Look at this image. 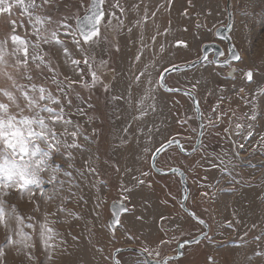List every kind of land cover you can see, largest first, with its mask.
I'll use <instances>...</instances> for the list:
<instances>
[{"label":"rangeland","instance_id":"1","mask_svg":"<svg viewBox=\"0 0 264 264\" xmlns=\"http://www.w3.org/2000/svg\"><path fill=\"white\" fill-rule=\"evenodd\" d=\"M82 3L87 6L89 0H60L52 14L60 16L76 11L83 14ZM113 3L114 0H105L104 10H115L120 15L119 9H112ZM120 3L125 9L124 28L119 33H108L111 45H101L103 51L97 55V60L108 61L106 69L98 71L103 84L90 90L75 85L79 97L73 96L69 112H75L76 106L84 110L85 115L76 114L71 118L89 137V141L80 138L85 150L75 153L77 171H73L72 178L60 176L64 181L63 191L59 186L43 184L39 190L32 188L35 195L21 196L13 192L7 198L25 218V223L43 222L48 215L49 227L54 229L53 239L49 241L51 247L46 251L29 228L23 230L32 235L34 249L8 245L5 230L0 228V264H112L113 252L129 245L147 249L144 252L151 259L170 254L176 240L197 233L193 230L178 234L179 227H190L192 222L175 204L173 195H178V188L171 184L175 177H156L148 168L155 149L178 131L169 118L194 115L186 97L163 93L157 81L164 69L198 60L202 45L222 44L215 31L227 27V4L231 12L230 46L237 51L239 61L229 67H218L208 57L194 69L170 74L165 79L171 87L183 86L192 91L203 115L211 118L209 125L213 128L207 130L202 144L204 152L211 153L185 158L166 151L156 164L163 168L174 165L185 171L190 191L187 205L209 226L204 241L185 246V257L178 264H213V261L215 264H264V141L260 139L264 135V94L256 95L264 89V0H120ZM136 4L138 9L133 7ZM146 8L148 23L144 28L133 26L132 22L143 16ZM152 12L156 13L154 20ZM10 20L23 23V27L16 28L17 34L24 36L31 32L21 9L13 7L11 13L0 14V39L12 33ZM165 30L167 35L163 34ZM153 35H156L154 42ZM176 41H184L187 47L174 46ZM117 46L119 51L115 50ZM52 53L61 79L64 76L80 79L65 63L58 46L52 48ZM73 54L78 58V54ZM248 70L253 72L251 81L244 76ZM141 71L145 75L137 82L135 77ZM104 85L108 87L107 92ZM0 87H7V82L0 80ZM153 88L155 99L145 100L143 108H138L137 102ZM153 103L155 111L148 107ZM253 109L256 118L249 120L247 116ZM145 110L146 114L138 119ZM237 123L244 128L236 129ZM193 136L190 134L184 141H192ZM145 148L150 151L145 153ZM220 159L224 160L223 164ZM56 162L63 163L60 159ZM86 162L98 175L87 173ZM78 172L85 174L80 176ZM142 172L147 175L141 176ZM133 177L165 181L166 187H159L157 194V200L168 206L162 219L165 223L158 226L161 216H154L155 227L164 229L126 231L132 221L135 197H131L130 191H124V187L143 189L140 184L123 183L136 181ZM123 195L128 196L129 212L121 215L119 225L111 231L107 224L111 216L108 205L123 201ZM61 207L64 211H58ZM29 216L33 220L29 221ZM29 253L33 259L28 258ZM117 260L121 264H137L145 259L126 252L117 255Z\"/></svg>","mask_w":264,"mask_h":264},{"label":"snow or ice","instance_id":"2","mask_svg":"<svg viewBox=\"0 0 264 264\" xmlns=\"http://www.w3.org/2000/svg\"><path fill=\"white\" fill-rule=\"evenodd\" d=\"M59 3L60 0H0V14L11 13L13 7H17L21 9L31 28L30 33L26 32L24 36H21L17 34L16 28L23 27V23L18 24L17 21L10 20L12 33L9 37L0 39V80L7 82V87H0V228L5 230V240L8 245H22L34 249L35 242L32 235L23 230L24 228L32 229V232L44 244L46 251L51 247L49 241L53 239L54 233V229L49 227L48 215H45L43 222L25 223V218L18 213L14 205L8 203L7 198L13 192L21 196L24 193L35 195L32 188L39 190L43 184L59 186L63 191L64 181L60 179V176L72 178L73 171H77L75 153L85 150L79 142L80 138L83 137L85 141H89V137L83 134L81 125L71 118L76 114L85 115L84 110L76 106L75 112L71 114L69 112L73 107V96L79 97L75 85L90 90L97 84H103L98 71L106 69L108 61L97 60L98 51H103L101 45H111L108 33H119L123 30L122 16L125 12L120 0H114L111 6L112 9H119L120 15H117L115 10L106 12L103 8L105 0H89L87 6L81 4L84 8L83 14L76 11L54 16L52 12ZM133 7L138 9L139 4ZM208 14L211 15L210 12ZM155 15L156 13L152 12L151 19L154 20ZM149 19L146 8L143 16L132 23L133 26L144 28ZM128 31L131 32L132 28L129 27ZM167 31L165 30L163 34L167 35ZM155 39L156 35H153L151 40L154 42ZM141 41L143 43V36ZM46 45L49 46L47 50H45ZM180 45L187 47L184 41H176L174 46ZM57 46L65 63L72 67L73 73L80 77L79 80L72 79L71 76H64L61 79L58 64L53 63L55 57L52 48ZM115 50L119 51V47L117 46ZM74 52L78 54V58L73 54ZM139 59L140 57L137 56L136 60L139 61ZM235 59L239 60L240 57L236 56ZM173 69L179 70L176 65H173ZM144 75L145 72L141 71L135 80L139 82L140 77ZM86 76H90L91 79H86ZM244 76L251 81L253 72L248 70ZM149 83L151 84V81ZM157 83L161 87H167L160 80ZM104 90L108 91L106 85ZM154 91L153 88L144 94L137 102L138 108H143L145 100L155 99L152 95ZM187 94L191 95V91ZM260 94H264V89L256 93V95ZM113 98L122 99V97ZM148 107L155 111L154 103L149 104ZM196 111L199 113L198 105ZM145 114L146 110L142 111L137 118ZM199 115L203 117V113ZM247 118L255 120L254 109ZM184 123H187V120L181 122V124ZM200 127L204 128L203 122ZM235 127L243 129L244 125L237 123ZM260 139L264 141V135ZM174 142H176L175 138H172L166 144L170 146ZM164 147H166L165 144L157 147L153 157ZM144 151L147 153L150 150L145 148ZM57 159L62 160L63 163L58 164ZM220 163L223 164L224 160L220 159ZM216 166L213 165V167ZM86 171L90 175H98L95 168L88 166L87 162ZM117 171H119L118 168ZM84 174V172H78L80 176ZM146 175L147 173H141V176ZM133 179L137 178L133 177ZM137 182L143 184L144 180L137 179ZM124 191H131V189L124 187ZM58 211H64V209L61 207ZM27 219L31 221L33 217L29 216ZM199 222L204 223L202 220ZM114 223L119 225L120 221L117 219ZM29 241L31 243H28ZM28 258L33 259L30 253ZM112 264H121V262L113 260ZM137 264H149V262L143 260ZM164 264H167V261H164ZM213 264H215L214 261Z\"/></svg>","mask_w":264,"mask_h":264},{"label":"flooded vegetation","instance_id":"3","mask_svg":"<svg viewBox=\"0 0 264 264\" xmlns=\"http://www.w3.org/2000/svg\"><path fill=\"white\" fill-rule=\"evenodd\" d=\"M220 41L222 44H220L218 46L217 53L219 54L218 61L221 64H219L217 66L218 67H229L231 64H236L239 60L231 61V58L235 57L234 52L229 53V46L226 43V41L225 40H220ZM208 57H210L212 59V55L208 54L206 57V60H204L201 64L205 63L207 61ZM201 64H199V65H201ZM171 74H173V73H171ZM169 75L170 74H168L166 76V78ZM165 84L167 85V87H166L167 89H174V90H172V91L166 90L158 84V87L160 88V90L167 95H178V96L182 95V96L186 97L188 99V101L191 103L194 115L176 116V117H170L169 118L170 120H173V123H175V128H177V130H178L176 132V135L171 137V139L175 138L176 142L173 145L165 147L161 151V153L159 154L158 158H160V156L163 153H165L166 151H169L170 155H178V156H182L185 158H189V157H191L193 155H197L199 153L210 154L211 152L210 153L204 152V148L202 147V144H204L203 142H204V138L207 134V130L209 128H213V127H211L209 125V118L206 115H203V117H201L199 115V113H202V111H201V108L197 102L196 95L192 91H191V95H188L187 93L190 90L188 88L183 87V86L182 87H180V86L171 87L167 83H165ZM194 102L196 103V106L194 105ZM197 105L199 107V113L196 111ZM189 117H191V119H189ZM222 119H223V117L220 118L221 122L223 121ZM184 120H187V123L181 124V122ZM217 120H219V118ZM201 122H203L204 128L200 127ZM211 122H212V120H211ZM219 128H220V126H219ZM201 133H203V134L201 135ZM190 134H194V136L192 137L193 138L192 141L187 143L184 141V139L187 138ZM197 142H198V146H197ZM151 157H153V153H152ZM157 159H156V161H157ZM247 165H249V164H247ZM157 167L160 169H163V170H172V169L177 168V169L183 171V173H185V171L181 167L174 166V165L169 167V168H163V167H160L159 165H157ZM148 168L150 170L151 175H155L156 177H169V176L175 177V179L172 180V183H171L173 188H178V195L175 197L173 195V198L175 200V204L177 205L178 210L179 211L181 210L180 213L183 215H187L188 218L190 219V221L192 222L190 227L189 226L179 227L177 229L179 231L178 234H184V233H187V231L190 232L193 230L197 231V233L193 236H198V235L203 234L206 231V228L204 226V223H206V222L201 217H199L197 215H195V218H191V216L187 212L188 210L191 211L189 206L187 205L190 202V191H189L188 186H187V188H184V190L182 189V182H183V180L181 179L182 172H179L178 175L177 174H171V175L163 176V175L156 174L155 170H152L151 163H149ZM186 180H188L187 177H186ZM123 183L129 184V186H139L138 185L139 183L137 182V180L136 181H134V180L123 181ZM164 183H165V181H161L158 179H148V180H144L143 184H140V187L142 186L141 188H143L142 190H131L130 191L131 197H135V201H134L135 204H134V206L132 205V207L134 208L133 217L131 218L132 219L131 224L129 225V227L126 231L138 230V231L146 232L147 230L150 229L149 228L151 225L150 223H152L153 225L155 223V226H156L155 220L157 218L154 217L155 215L161 216V217H158L159 218L157 221L158 226H160L162 223H165L164 221H162V218H163V215L167 214V212H165V210L168 206H166L165 203L159 202L157 200V197H158L157 194L159 193L158 188L159 187L160 188L166 187L165 185H163ZM173 192H176V190H174ZM127 199H128V196L123 195V215L129 212L130 205L126 201ZM169 204H170L171 208H173V206H174L173 202L171 201ZM155 210H157V211H155ZM130 215H131V213H130ZM201 220L204 221L203 224H201L199 222ZM156 228L157 227H155V229ZM161 228L164 229L165 227H161ZM161 228H157V229H161ZM190 238H184V239L176 240L175 243L173 244V251L170 254H165V255H162L159 257H152L151 259L163 260V258L165 256H169V257H172V261H167V264H178L180 261H182L184 259L186 249H187L182 244V242H184L185 240H188ZM201 242H202V240L199 243H201ZM132 247L140 249L139 246H137V247L132 246ZM137 255H139V254H137ZM174 257H177V258H174Z\"/></svg>","mask_w":264,"mask_h":264},{"label":"water","instance_id":"4","mask_svg":"<svg viewBox=\"0 0 264 264\" xmlns=\"http://www.w3.org/2000/svg\"><path fill=\"white\" fill-rule=\"evenodd\" d=\"M228 1L229 0H227V2ZM226 11H227V27H219V28H217L216 31H215V35H216V37L218 39L225 40L226 41V43L229 46V53L234 52L235 57H236V56H238L237 55V51L235 49L231 48V46H230V39H229V36L227 35V33L229 32L230 24H231V12H230V9H229L228 4H227V7H226ZM217 51H218V46L215 43H206V44L202 45L201 57L198 60L193 61L195 63L192 62V63L186 64V65H183V66L176 65V66H178L179 70L173 69V66L169 67L168 68V71H164L162 73V75L160 77V82L163 83L164 85H166L164 80H165V78H166V76L168 74L173 73V72H180V71L191 70V69L197 67L204 60H206V57H207V55L209 53H213L212 62L214 64H216V65L221 64L218 61L219 54L217 53ZM235 57H232L231 58V61H236L237 59H235ZM163 88L167 90L166 87H163ZM194 105L196 106V103L195 102H194ZM197 146H198V142H197ZM166 147H168L167 144H166ZM164 148H161V151ZM161 151L159 153H156L155 154V157H152V159H151V164L153 166V170H155L156 173H158L160 175H168V174H174V173H176L178 175L179 172H182L181 170H179L177 168L176 169H172V170H168V171H164L162 169L155 168V165H154L155 164V161H156L157 157L159 156V154L161 153ZM181 179L183 180V182H182V189L184 190V188H187V184L185 182V175L184 174H182ZM108 208H109V211L112 214V218H110L107 223L110 226V228L112 230H114V226L116 225L114 223V221L117 220V219L119 220V216L123 212V203H121V202H111L109 204ZM187 212L189 213V215L191 216V218H195V214L192 211H189L188 210ZM205 227H206V233H204V234H202L200 236H197V237H195V238H193L191 240L185 241V244L186 245H194V244L198 243L201 239H203V237H205L207 235L208 230H209L208 227H207V225H205ZM127 251H132V252H135V253L141 255L142 257H144L145 260H147L149 262V264H156V262H159V264H164V262H162V260L161 261H153V260L148 259L145 256V254H144L143 251L138 250V249H134V248H120V249L115 250L113 252V254H112V261L113 260H117V255H119L120 253H123V252H127ZM165 260L167 261L169 259L165 258Z\"/></svg>","mask_w":264,"mask_h":264},{"label":"crops","instance_id":"5","mask_svg":"<svg viewBox=\"0 0 264 264\" xmlns=\"http://www.w3.org/2000/svg\"><path fill=\"white\" fill-rule=\"evenodd\" d=\"M181 78V77H180ZM175 80H177V79H175ZM151 225H150V227L149 228H151V229H155V223H154V225L152 224V223H150ZM132 232V231H131ZM151 234L154 236V233L153 232H151ZM150 234V235H151ZM155 239H156V237H155ZM132 241V240H131ZM132 242H135L136 243V241H132ZM133 245V244H132ZM134 245H136V244H134ZM130 246V245H129Z\"/></svg>","mask_w":264,"mask_h":264}]
</instances>
